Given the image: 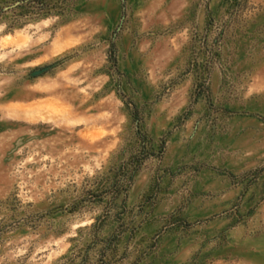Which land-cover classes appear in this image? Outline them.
Instances as JSON below:
<instances>
[{"label": "rangeland", "instance_id": "374dc122", "mask_svg": "<svg viewBox=\"0 0 264 264\" xmlns=\"http://www.w3.org/2000/svg\"><path fill=\"white\" fill-rule=\"evenodd\" d=\"M0 264H264V0H0Z\"/></svg>", "mask_w": 264, "mask_h": 264}, {"label": "water", "instance_id": "95a60500", "mask_svg": "<svg viewBox=\"0 0 264 264\" xmlns=\"http://www.w3.org/2000/svg\"><path fill=\"white\" fill-rule=\"evenodd\" d=\"M18 4H20L19 1L16 2L15 4H13V5L6 6V7L2 10V12L11 9V8H13L14 6H16V5H18ZM46 69H47L46 67H45V68L38 69V70L34 71V74H35V75H36V74H40V73L44 72Z\"/></svg>", "mask_w": 264, "mask_h": 264}]
</instances>
